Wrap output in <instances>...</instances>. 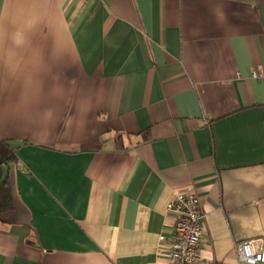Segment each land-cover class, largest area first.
Instances as JSON below:
<instances>
[{"label": "crops", "instance_id": "obj_1", "mask_svg": "<svg viewBox=\"0 0 264 264\" xmlns=\"http://www.w3.org/2000/svg\"><path fill=\"white\" fill-rule=\"evenodd\" d=\"M80 78L101 103L83 131L0 126L13 209L0 264H170L193 187L207 214L199 264L264 240V0H62ZM75 74V73H73Z\"/></svg>", "mask_w": 264, "mask_h": 264}, {"label": "clouds", "instance_id": "obj_2", "mask_svg": "<svg viewBox=\"0 0 264 264\" xmlns=\"http://www.w3.org/2000/svg\"><path fill=\"white\" fill-rule=\"evenodd\" d=\"M61 10L62 0H0V126L70 135L100 105L78 74Z\"/></svg>", "mask_w": 264, "mask_h": 264}, {"label": "built area", "instance_id": "obj_3", "mask_svg": "<svg viewBox=\"0 0 264 264\" xmlns=\"http://www.w3.org/2000/svg\"><path fill=\"white\" fill-rule=\"evenodd\" d=\"M251 78L264 82V69H253ZM174 215L173 238L169 246L170 264H199L202 238L207 231V214L193 187L178 189L167 207ZM237 264H264V240L251 239L235 248Z\"/></svg>", "mask_w": 264, "mask_h": 264}, {"label": "trees", "instance_id": "obj_4", "mask_svg": "<svg viewBox=\"0 0 264 264\" xmlns=\"http://www.w3.org/2000/svg\"><path fill=\"white\" fill-rule=\"evenodd\" d=\"M18 158L8 143L0 139V215L13 209V200L10 189L9 177L3 173V166L17 163Z\"/></svg>", "mask_w": 264, "mask_h": 264}]
</instances>
